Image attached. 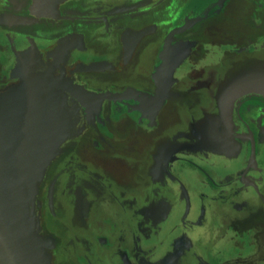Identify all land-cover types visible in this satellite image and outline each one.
<instances>
[{"label":"flooded vegetation","instance_id":"flooded-vegetation-1","mask_svg":"<svg viewBox=\"0 0 264 264\" xmlns=\"http://www.w3.org/2000/svg\"><path fill=\"white\" fill-rule=\"evenodd\" d=\"M33 5L0 0V76L14 41L36 37L38 71L80 93L77 133L38 197L54 264H264V99L235 102L230 154L196 147L193 131L219 88L264 60V0Z\"/></svg>","mask_w":264,"mask_h":264},{"label":"water","instance_id":"water-1","mask_svg":"<svg viewBox=\"0 0 264 264\" xmlns=\"http://www.w3.org/2000/svg\"><path fill=\"white\" fill-rule=\"evenodd\" d=\"M65 1L34 0V14H50ZM45 44L36 37L18 38L0 76V264H54L53 242L41 234L38 197L50 165L77 133L80 93L70 77L38 71ZM164 93L161 87L159 95L146 99L162 102ZM250 93L264 94V60L219 88L213 111L194 123L196 147L232 153V107Z\"/></svg>","mask_w":264,"mask_h":264},{"label":"rangeland","instance_id":"rangeland-1","mask_svg":"<svg viewBox=\"0 0 264 264\" xmlns=\"http://www.w3.org/2000/svg\"><path fill=\"white\" fill-rule=\"evenodd\" d=\"M251 94V93H250ZM252 94H256V96H258L259 98L261 97V98H263L264 99V94L263 93H252ZM247 95H249V94H245V95H243V96H240V97H238L237 99H236V101L235 102H238L239 100H241L244 96H247ZM255 97V96H254ZM235 102H234V104H235ZM234 104H233V106H234ZM233 110V109H232ZM233 113V112H232Z\"/></svg>","mask_w":264,"mask_h":264}]
</instances>
